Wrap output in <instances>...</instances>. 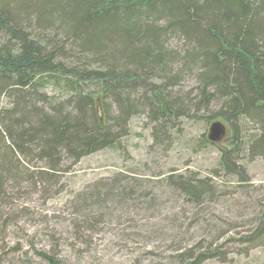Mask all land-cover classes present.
I'll list each match as a JSON object with an SVG mask.
<instances>
[{
  "label": "trees",
  "instance_id": "trees-1",
  "mask_svg": "<svg viewBox=\"0 0 264 264\" xmlns=\"http://www.w3.org/2000/svg\"><path fill=\"white\" fill-rule=\"evenodd\" d=\"M191 76L194 98L180 90ZM3 100L1 194L29 162H42L39 179L50 181L64 159L112 149L140 113L157 142L168 141L182 118L224 120L233 137L218 170L243 180L241 158L264 157V0H0ZM247 123L258 127L250 136ZM167 181L194 205L213 200L207 180ZM118 185L87 200L133 195L129 183ZM246 242H264V212ZM217 250H185L172 264H203ZM38 256L64 264L56 252Z\"/></svg>",
  "mask_w": 264,
  "mask_h": 264
},
{
  "label": "rangeland",
  "instance_id": "rangeland-1",
  "mask_svg": "<svg viewBox=\"0 0 264 264\" xmlns=\"http://www.w3.org/2000/svg\"><path fill=\"white\" fill-rule=\"evenodd\" d=\"M195 84L189 77L181 95L194 98ZM47 92L59 93L52 86ZM96 109L103 120L99 100ZM216 122L227 135L212 143L208 136ZM153 126L140 113L115 147L76 163L64 159L50 181L39 179L42 162L23 165L21 182L7 183L0 193V264H44L39 252H56L64 264H172L185 250L210 249L218 250L203 264H264V242H246L264 212V157H242L241 180L218 170L220 150H229L233 137L224 120L182 118L166 142H157ZM245 128L250 136L258 127ZM169 177L207 180L213 200L192 204L169 186ZM119 183H129L125 188L133 195H106L99 204L87 200Z\"/></svg>",
  "mask_w": 264,
  "mask_h": 264
},
{
  "label": "water",
  "instance_id": "water-1",
  "mask_svg": "<svg viewBox=\"0 0 264 264\" xmlns=\"http://www.w3.org/2000/svg\"><path fill=\"white\" fill-rule=\"evenodd\" d=\"M227 135V129L226 127L219 123L216 122L214 123L211 128H210V134L208 136V139L212 143H218L220 142L225 136Z\"/></svg>",
  "mask_w": 264,
  "mask_h": 264
}]
</instances>
